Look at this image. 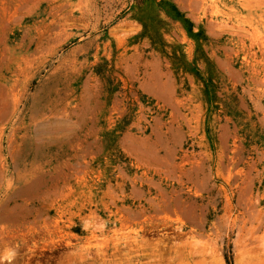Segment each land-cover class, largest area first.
Returning a JSON list of instances; mask_svg holds the SVG:
<instances>
[{
  "label": "rangeland",
  "instance_id": "obj_1",
  "mask_svg": "<svg viewBox=\"0 0 264 264\" xmlns=\"http://www.w3.org/2000/svg\"><path fill=\"white\" fill-rule=\"evenodd\" d=\"M0 264H264V0H0Z\"/></svg>",
  "mask_w": 264,
  "mask_h": 264
},
{
  "label": "trees",
  "instance_id": "obj_2",
  "mask_svg": "<svg viewBox=\"0 0 264 264\" xmlns=\"http://www.w3.org/2000/svg\"><path fill=\"white\" fill-rule=\"evenodd\" d=\"M169 3V5L172 7V9H173V11H175L174 13L175 14H172V16L174 17V18H181L182 17V13L177 9V6L176 5H174V4H172V3H170V2H168ZM139 13H141V10H140V12H138V14ZM139 18V20H140V22H142L143 23V25H144V33L145 34H147V25L143 22V20L141 19V17L140 16H138ZM184 21H186L187 23H188V31H190L189 33L190 34H192L193 32H192V26L194 25L193 24V22L192 21H190L189 19H184ZM156 33H158V31H156ZM193 35V34H192ZM195 36V35H194ZM176 55V54H175ZM175 57V56H174ZM179 58V57H178ZM177 58V59H178ZM212 81H213V79H211V77H208L207 79H206V88H207V90H209V86L211 85V83H212Z\"/></svg>",
  "mask_w": 264,
  "mask_h": 264
}]
</instances>
